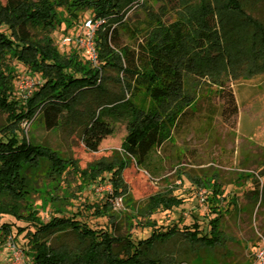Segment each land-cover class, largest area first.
Wrapping results in <instances>:
<instances>
[{
	"label": "trees",
	"instance_id": "16d2710c",
	"mask_svg": "<svg viewBox=\"0 0 264 264\" xmlns=\"http://www.w3.org/2000/svg\"><path fill=\"white\" fill-rule=\"evenodd\" d=\"M151 0H6L0 4V216L10 215L25 223H1L0 240L13 233L20 237L24 264H181L187 256L222 247L220 215L209 218L208 229L192 218L161 228L151 220L157 210H171L182 200L169 192L150 196L140 210L148 236H114L92 228L83 212L60 208L43 221L25 206L33 191V176L48 178L76 174L85 184L108 183L112 197L125 192L122 171L125 161L100 159L80 169L47 146L25 136L22 122L36 117L48 128L78 127L94 120L127 123L121 147L125 158L150 171L153 153L173 135L191 103L190 94L179 86L161 82L150 65L158 60L172 71L207 78L221 89L228 77L264 74V0H154L171 8L169 22L150 14L151 22L135 45L118 41V26L133 6ZM59 9L83 13L101 20L94 40L97 66L77 52L61 55L49 34L59 24ZM164 9L162 10V13ZM257 14V15H256ZM15 59L38 73L39 83L25 99L16 98ZM212 192H218V185ZM107 200L93 205L96 216L110 214ZM216 212V210H213ZM139 223V222H138Z\"/></svg>",
	"mask_w": 264,
	"mask_h": 264
},
{
	"label": "rangeland",
	"instance_id": "374dc122",
	"mask_svg": "<svg viewBox=\"0 0 264 264\" xmlns=\"http://www.w3.org/2000/svg\"><path fill=\"white\" fill-rule=\"evenodd\" d=\"M5 1L0 0V4ZM59 14V24L49 34L51 44L61 55L74 51L80 54L73 43L64 44L62 38L73 36L90 12L59 9ZM150 14H161L167 22L173 19L171 8L154 0L142 8L133 6L118 26L119 43H138L152 20ZM6 63L15 74L14 92L20 77L33 83L39 77L15 59H7ZM150 65L162 83L179 86L191 97L173 135L153 153L151 170L125 158L121 143L127 133L126 122L104 118L78 127L61 124L48 128L36 117L32 122H22L25 136L54 150L61 158L75 161L80 169L100 159L125 161V192L121 197H112L111 190L105 189L108 183L85 184L71 171L58 179L37 171L25 206L46 221L59 203L60 208L83 212L92 228L138 240L151 232L150 227L142 226L140 210L150 196L169 192L182 203L171 210L154 212L150 218L158 227L170 226L179 219L188 224L195 218L205 231L209 218L218 213L219 228L226 237L222 247L201 251L196 257L187 256L181 264H255V253L264 238V74L228 77L221 89L207 78L174 72L158 60L151 59ZM4 119L0 112V124ZM216 185L218 192L213 193L211 189ZM106 200L111 207L109 213L115 217L114 224L109 223L108 216L92 213L93 205L102 207ZM1 223L25 225L6 214L0 216ZM13 233L0 240V264H11L6 249L8 239L21 248V235L13 241ZM21 259L25 263L27 255L22 253Z\"/></svg>",
	"mask_w": 264,
	"mask_h": 264
},
{
	"label": "built area",
	"instance_id": "2783aa9c",
	"mask_svg": "<svg viewBox=\"0 0 264 264\" xmlns=\"http://www.w3.org/2000/svg\"><path fill=\"white\" fill-rule=\"evenodd\" d=\"M101 20H94L92 17L84 18L80 21L77 31L73 36H64L62 42L64 44L73 43L78 52L93 66L98 64V52L95 44L94 36L98 25ZM40 76L37 78L36 82L33 83L30 79L25 77H20L17 81V92L15 94L17 97L25 100L39 83ZM106 191H110V184L105 186ZM117 199V198H115ZM7 253L11 260V264H24L21 259L22 251L8 239L6 243ZM255 264H264V238L261 239L260 244L255 253Z\"/></svg>",
	"mask_w": 264,
	"mask_h": 264
}]
</instances>
